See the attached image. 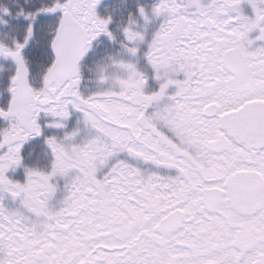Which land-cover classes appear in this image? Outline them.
I'll return each mask as SVG.
<instances>
[{
  "label": "snow or ice",
  "instance_id": "snow-or-ice-1",
  "mask_svg": "<svg viewBox=\"0 0 264 264\" xmlns=\"http://www.w3.org/2000/svg\"><path fill=\"white\" fill-rule=\"evenodd\" d=\"M0 264H264V0H0Z\"/></svg>",
  "mask_w": 264,
  "mask_h": 264
}]
</instances>
